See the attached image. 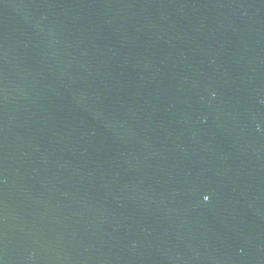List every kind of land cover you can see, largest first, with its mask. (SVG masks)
<instances>
[{"label": "water", "instance_id": "obj_1", "mask_svg": "<svg viewBox=\"0 0 264 264\" xmlns=\"http://www.w3.org/2000/svg\"><path fill=\"white\" fill-rule=\"evenodd\" d=\"M0 264H264V0H0Z\"/></svg>", "mask_w": 264, "mask_h": 264}]
</instances>
